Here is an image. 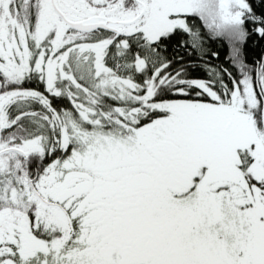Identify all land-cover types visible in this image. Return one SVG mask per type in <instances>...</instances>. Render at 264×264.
Instances as JSON below:
<instances>
[{"label": "snow or ice", "instance_id": "obj_1", "mask_svg": "<svg viewBox=\"0 0 264 264\" xmlns=\"http://www.w3.org/2000/svg\"><path fill=\"white\" fill-rule=\"evenodd\" d=\"M0 264H264V0H0Z\"/></svg>", "mask_w": 264, "mask_h": 264}]
</instances>
